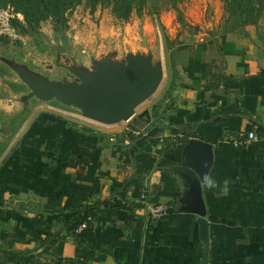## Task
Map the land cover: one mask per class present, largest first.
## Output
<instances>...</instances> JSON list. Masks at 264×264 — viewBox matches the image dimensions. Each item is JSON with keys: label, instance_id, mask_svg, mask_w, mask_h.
<instances>
[{"label": "crops", "instance_id": "obj_1", "mask_svg": "<svg viewBox=\"0 0 264 264\" xmlns=\"http://www.w3.org/2000/svg\"><path fill=\"white\" fill-rule=\"evenodd\" d=\"M188 51L153 115L88 133L74 127L79 143L77 135L67 143L69 126L58 115L35 114L21 126L0 118V250L13 254L0 252V262L69 264L80 242L94 250L90 264H264V152L258 142L233 143L264 124V22L196 41ZM151 125L160 140L185 134L187 142L162 155V141L148 146L159 164L124 198L112 196L134 173L119 145ZM65 177L94 191L83 203L99 206L88 231L73 234L72 221L64 223ZM156 204L167 207L160 219L148 214Z\"/></svg>", "mask_w": 264, "mask_h": 264}, {"label": "rangeland", "instance_id": "obj_2", "mask_svg": "<svg viewBox=\"0 0 264 264\" xmlns=\"http://www.w3.org/2000/svg\"><path fill=\"white\" fill-rule=\"evenodd\" d=\"M18 3L0 0V118L21 126L43 112L84 133L104 123L86 119L93 117L73 102L71 88L110 93L118 84L135 92L148 82L150 95L136 114L153 115L194 42L264 22V0H144L140 15L134 11L127 21L109 6L81 0L59 21L48 17L28 26Z\"/></svg>", "mask_w": 264, "mask_h": 264}, {"label": "trees", "instance_id": "obj_3", "mask_svg": "<svg viewBox=\"0 0 264 264\" xmlns=\"http://www.w3.org/2000/svg\"><path fill=\"white\" fill-rule=\"evenodd\" d=\"M81 0H49L47 5H43L34 2V0H19V8L21 9V14L23 15L24 21L28 26H33L39 24L41 21L48 17L55 18L59 21L64 10L71 8L78 4ZM92 5L96 6L98 4L109 6L112 8V12L116 18L122 21H127L134 11L140 15L141 5L144 0H137L138 4L132 5L128 0H91ZM137 3V2H136ZM148 112L144 111L138 117L147 116ZM60 120V123H67ZM68 126V125H67ZM171 128L172 126L169 125ZM179 132L177 130L171 129V134L177 135ZM76 136V141L83 139V135L72 128H66L67 143H69L70 136ZM159 128L157 125H151L147 127L144 131L138 132L137 135L130 132L127 135V143L122 146L119 145V151L123 155L122 163L123 165H131L134 168V173L131 178L122 184L117 185V189L113 192L112 196H120L124 198V192L129 187L134 185L138 186L141 184L144 177L151 172L156 165L159 164L156 161V156L151 155L145 151L148 146L157 145L160 143ZM76 138V137H75ZM187 142L186 135L182 137H176L174 142H171L168 138L162 140L163 149L156 152L157 155H162L163 153H174L182 149L183 145ZM70 145H73L70 143ZM59 187L61 189L63 197L66 198L64 203V209L67 211L64 214V223L69 224L71 221V230L73 234L77 232L76 230L85 225V228L80 232L88 231L91 228V223L94 220H98L97 210L98 204L83 205L84 202L88 201L93 196V189L77 184L74 180L69 177L63 178L59 182ZM115 207H120V204L113 201ZM54 241L55 237L53 238ZM51 245V243H50ZM0 252L13 255L10 251L0 250ZM27 255V252L22 253ZM15 255V254H14ZM17 256V255H16ZM95 257L94 250L86 249L79 244L75 249V257L69 264H90ZM18 263L27 264L28 261L21 258ZM52 264H62V260L53 262Z\"/></svg>", "mask_w": 264, "mask_h": 264}, {"label": "water", "instance_id": "obj_4", "mask_svg": "<svg viewBox=\"0 0 264 264\" xmlns=\"http://www.w3.org/2000/svg\"><path fill=\"white\" fill-rule=\"evenodd\" d=\"M110 93H102L92 90L89 87L71 88V99L73 102L87 108L92 115V119L104 124L116 122H130L136 116V107L147 100L149 93V83L143 82L142 86L135 92L122 89L118 84H111ZM206 160L210 163L212 154L208 145ZM197 191V195H198ZM197 212L204 214V208L200 197L197 199ZM201 237L206 239L207 226L204 219H200Z\"/></svg>", "mask_w": 264, "mask_h": 264}, {"label": "built area", "instance_id": "obj_5", "mask_svg": "<svg viewBox=\"0 0 264 264\" xmlns=\"http://www.w3.org/2000/svg\"><path fill=\"white\" fill-rule=\"evenodd\" d=\"M162 139L160 140V142ZM249 142H258L264 152V124L261 128L252 127L246 133L243 139L233 142L235 146H245ZM141 198H144V194H141ZM167 211V207L163 204H156L148 207V214L153 219L162 218ZM85 228V225L80 226L76 231L79 232Z\"/></svg>", "mask_w": 264, "mask_h": 264}, {"label": "bare ground", "instance_id": "obj_6", "mask_svg": "<svg viewBox=\"0 0 264 264\" xmlns=\"http://www.w3.org/2000/svg\"><path fill=\"white\" fill-rule=\"evenodd\" d=\"M147 102V100L143 101L142 103H140L137 107H136V111L141 107L143 106L145 103ZM88 121H91V122H95V123H99V121L95 120V119H92V118H86Z\"/></svg>", "mask_w": 264, "mask_h": 264}]
</instances>
